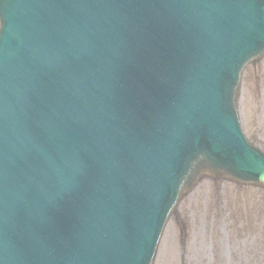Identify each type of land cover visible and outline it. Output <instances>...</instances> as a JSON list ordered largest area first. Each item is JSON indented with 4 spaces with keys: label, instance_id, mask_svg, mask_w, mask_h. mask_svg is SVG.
Masks as SVG:
<instances>
[{
    "label": "water",
    "instance_id": "obj_1",
    "mask_svg": "<svg viewBox=\"0 0 264 264\" xmlns=\"http://www.w3.org/2000/svg\"><path fill=\"white\" fill-rule=\"evenodd\" d=\"M33 1V0H32ZM60 1H67L70 5L69 9H73L75 14H80L81 19L92 16V23L93 26L96 24H100L99 20V13L103 12L104 16L106 18V21L108 25H114L115 29L119 33V42L123 43V50H125L129 55L130 58L134 61L132 64L139 65V67L145 63V61L152 60L151 58H143L145 51H142L138 46L134 45L132 43V39L130 36H133L131 25L134 24L137 25V29H142L140 27V22L144 21L143 16L139 15L138 10H129L126 7L122 5V0H116L113 3L112 2H104L105 0H40L37 1V5H33L31 1H27L30 6H32L35 11L39 13V10L44 8V6H49L50 4H59ZM259 1V0H258ZM18 2V1H17ZM162 3H165L166 1H161ZM1 3V2H0ZM222 4H226L225 2H220ZM7 4V2H5ZM58 6V5H57ZM62 8V7H61ZM120 8H123L121 10ZM6 10V9H5ZM30 10V9H29ZM28 10V11H29ZM0 11H1V5H0ZM134 13V16H131L127 18L128 12ZM165 18L163 20L157 21V24L154 25L159 26L164 22L165 26L169 25V23H184V22H191L194 21V19H198V9L194 8V6L186 3L185 1L178 0L175 5H173V8L171 9L168 4H165ZM50 12H45L43 15L49 14ZM177 13V15L175 14ZM183 16H181V14ZM2 14V13H1ZM0 14V15H1ZM3 16V15H2ZM14 14L13 17H9L8 21L12 25V27L15 29L17 28V22L14 20ZM56 25L60 26L61 28L55 27V26H49V28H52V30L49 31L50 39L48 40L47 46L44 47L43 55H40L39 58L43 59V61H38L41 66L39 69L41 71L43 66H53L57 67L58 69L62 70V73L67 71V75L76 74V71H78L81 67L86 65L87 58L88 59L91 56L90 48L93 50H104V44H102V47H98V45H92L91 47L82 48L76 44L75 41L76 35L74 36L69 30H67L66 26L71 24V21L62 19L61 23H57L59 16L55 17ZM139 19V20H137ZM149 19V18H148ZM147 19V20H148ZM146 21V20H145ZM144 21V22H145ZM218 21V20H215ZM99 22V23H98ZM3 23V22H2ZM3 25H5L3 23ZM11 25H7L8 31H6V27L3 26V32L2 36L0 38V58L3 53L8 52V54H12V56L16 55V51L19 49L22 50H31L33 49V46L38 43V36L34 35L31 37L27 45L24 47L22 45L17 44V42L20 40V36L18 34V31L11 28ZM86 41L85 43H89L91 45L93 43V38L95 33L92 32L93 29L86 28ZM91 30V32H89ZM10 33L11 40L10 42L5 45L3 43H6V37L8 36V33ZM207 34V32L203 33ZM227 36L226 33L222 34V37ZM221 41H218V43H224L225 38H220ZM42 40V39H41ZM43 41V40H42ZM223 41V42H222ZM111 43H114L113 41ZM201 44L198 42L196 48ZM5 45V46H4ZM44 45V44H42ZM239 44H234L232 46V50H229L227 53L229 56V63L228 67L226 68V72L228 74H234L236 69L239 66V61L235 58L237 53L239 52ZM218 45L215 44L213 46H209L207 49H201L200 54L206 53L205 56H198L196 57L192 63L188 64H181L178 66L180 60H177L175 67H179V74L176 77V83L182 80L186 77H193V79H198L199 77V70L207 69L211 66V62L220 60L223 58L222 54H219ZM213 52V53H212ZM249 55L252 54V52H248ZM213 54V55H212ZM85 55V56H84ZM8 56V55H7ZM129 58V59H130ZM213 58V59H212ZM149 68H157V63L153 62L150 63L148 66ZM171 71L173 72L174 67H170ZM167 71V70H166ZM61 73V75H62ZM64 74V73H63ZM8 76H4L0 80V102H2L5 99V96L8 94V91L10 89V83L9 79L16 80L19 76L17 72H13L11 70L7 71ZM60 75V76H61ZM2 77V76H1ZM9 78V79H8ZM25 83V80H24ZM62 83V86L65 85V82ZM181 83V81L179 82ZM234 84L236 82L232 83V88H234ZM27 85V84H25ZM224 85V83H223ZM60 86V85H59ZM33 88V87H32ZM22 95H24L23 90H20ZM58 92V91H57ZM64 92V90H61V93ZM66 92V90H65ZM186 92V91H184ZM34 96V95H33ZM26 97H29L26 95ZM11 98V97H7ZM204 97L201 92L198 93L197 96H195V99H193V102L191 104V107L189 112L191 114V117L188 120L184 118V113L180 111L175 106L171 107L168 105L169 109H172L174 112V120L175 121H183V122H189V125H191V129H197V130H203L206 133V140H203V137L198 138H191L188 137L185 133L181 134V138H187L190 139L193 143V146L188 151V155L186 156L185 153H182L179 156H174V153L166 152L167 158L163 156L162 151H157L156 154H153V156L149 157L148 161L151 163L157 162L158 167L154 169L151 173L157 174L160 179L167 182V189L165 193V199H168L169 197L171 199H174V193L178 192L182 185L189 182L191 179L192 172H195L197 168L201 165H205L209 167L211 170L214 171H221V172H227V168L229 167L230 163L237 159L241 152L244 153V149L240 141L229 143L228 139L233 134L232 124L227 120H218V116L223 113V109L220 107L218 101L215 99L209 100V105L206 106ZM11 103H7V106H9ZM32 104V103H31ZM166 108V109H168ZM168 123L171 122H164L165 125H168ZM35 127V126H34ZM211 129V130H210ZM178 139V137L176 138ZM176 139H172L168 144H175ZM196 149H195V147ZM201 154V155H200ZM207 154L210 156L207 157ZM200 155L199 157L195 158L192 166L190 167L189 172L187 173V166L184 167L182 170H177L173 163H182L183 165L185 161H188L192 157ZM241 167V166H240ZM242 168V167H241ZM235 173H239L236 172ZM241 177L235 175L234 177L243 179L245 181H252V178H250V175L239 173ZM183 185V186H184ZM178 190V191H177ZM164 198V196H163ZM129 224L128 231L129 234L132 233V231H135L139 229L138 221L141 216L140 213H138L136 210L131 212L129 214ZM144 219L140 220V223H142V229L147 230L145 233H142V240L140 244L134 245L132 244V252L129 254L128 259L131 260V264H139L140 262H143L145 260V256L151 253L153 250V245L156 239V234L158 233V229H156L154 219L151 218L150 222L147 223V219L145 217H141ZM149 229L148 230V227ZM155 229V230H152ZM96 237H99V235H96ZM131 241L133 239V236H131ZM65 244H69L68 241H63ZM69 249L72 250L73 255V264H90L86 257L78 250L76 247H74L71 244L69 245ZM8 248V247H7ZM92 251L93 248H90ZM54 264H72V261H65L63 262L61 258L58 257V253L55 255V259L53 261Z\"/></svg>",
    "mask_w": 264,
    "mask_h": 264
},
{
    "label": "rangeland",
    "instance_id": "obj_2",
    "mask_svg": "<svg viewBox=\"0 0 264 264\" xmlns=\"http://www.w3.org/2000/svg\"><path fill=\"white\" fill-rule=\"evenodd\" d=\"M243 89L242 127L264 150V60L246 69ZM173 215L154 264H264L261 188L205 179Z\"/></svg>",
    "mask_w": 264,
    "mask_h": 264
}]
</instances>
